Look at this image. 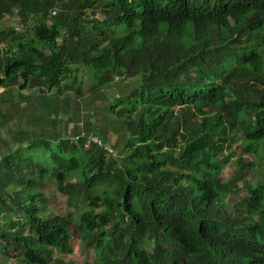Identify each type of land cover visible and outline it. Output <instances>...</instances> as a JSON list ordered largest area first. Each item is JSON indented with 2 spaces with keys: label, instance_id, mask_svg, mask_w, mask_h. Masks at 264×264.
<instances>
[{
  "label": "trees",
  "instance_id": "16d2710c",
  "mask_svg": "<svg viewBox=\"0 0 264 264\" xmlns=\"http://www.w3.org/2000/svg\"><path fill=\"white\" fill-rule=\"evenodd\" d=\"M9 19L0 85L136 86L107 107L120 154L78 135L0 160V264H66L71 227L93 264H264V173L244 210L220 179L227 152L264 165V0H0ZM51 179L74 211L45 215Z\"/></svg>",
  "mask_w": 264,
  "mask_h": 264
},
{
  "label": "rangeland",
  "instance_id": "374dc122",
  "mask_svg": "<svg viewBox=\"0 0 264 264\" xmlns=\"http://www.w3.org/2000/svg\"><path fill=\"white\" fill-rule=\"evenodd\" d=\"M97 18H101L100 14H96ZM7 26H13V21L6 20ZM79 75L81 76L82 82V89L84 85L87 84L89 78L84 69H80ZM81 84V83H80ZM118 85L112 86V90H104L102 88L98 89L95 92L89 93L88 95L84 96L83 100L78 101L75 97V100H71L74 106L81 110L83 109V124L80 122V125H83V131L80 132L78 135H83V137H91L97 134L103 136L105 133L109 137H120V145L117 148H113L115 151V155L120 154L122 152V148L124 145L123 140L126 139V134L124 129L122 128L121 124L112 119L107 114V107L110 103L111 99H116L119 96L123 95L126 91L136 86L135 83L131 82L126 84L124 87L120 88L121 82H117ZM86 88H84L85 90ZM73 97V98H74ZM80 102V103H78ZM70 106L71 112L74 113V107ZM79 124V123H78ZM98 136V135H97ZM100 137V136H99ZM237 144L233 146V149H236ZM238 150H236L234 156L233 154L227 152L229 156L224 160V167L220 173V179L222 182L226 183L229 182L230 188H233L235 184L237 189L234 194H231L226 197L225 205L229 210L236 209L244 210V206L247 204L249 197L247 196L246 189L242 186V183L239 181L240 176L245 178L246 181H253V179H261L262 174L264 173V165L258 159L254 160L251 159L249 156L243 157L247 164L244 165L243 172H238L236 167V159ZM236 181H235V179ZM43 182V190L47 193L48 198V207L45 215H64L67 211H74V207L68 208L66 206V198L63 194L58 193L54 190V180H42ZM75 213V212H74ZM72 237H71V246H72V253L70 255L59 256L58 258L65 261L64 263L68 264H93L94 263V253L91 250L84 249L78 238L76 236L74 227H71ZM55 255V254H54ZM57 257V255H55ZM5 261L4 256L0 253V262Z\"/></svg>",
  "mask_w": 264,
  "mask_h": 264
},
{
  "label": "crops",
  "instance_id": "0c3cea01",
  "mask_svg": "<svg viewBox=\"0 0 264 264\" xmlns=\"http://www.w3.org/2000/svg\"><path fill=\"white\" fill-rule=\"evenodd\" d=\"M4 22L0 32L9 27ZM73 97L57 96L53 90H20L0 85V160L31 141L55 142L78 136L83 131V109L73 106ZM76 99L81 101L83 97ZM97 135L114 149L120 145L119 136Z\"/></svg>",
  "mask_w": 264,
  "mask_h": 264
},
{
  "label": "built area",
  "instance_id": "2783aa9c",
  "mask_svg": "<svg viewBox=\"0 0 264 264\" xmlns=\"http://www.w3.org/2000/svg\"><path fill=\"white\" fill-rule=\"evenodd\" d=\"M81 137L83 135H80ZM89 142L92 143L93 145L99 147L100 149H102L106 154L108 155H115V151L114 149H112L109 145H107L100 137L98 136H91V137H87ZM78 136L73 138V141H77Z\"/></svg>",
  "mask_w": 264,
  "mask_h": 264
},
{
  "label": "water",
  "instance_id": "95a60500",
  "mask_svg": "<svg viewBox=\"0 0 264 264\" xmlns=\"http://www.w3.org/2000/svg\"><path fill=\"white\" fill-rule=\"evenodd\" d=\"M32 21H29V24H31Z\"/></svg>",
  "mask_w": 264,
  "mask_h": 264
}]
</instances>
